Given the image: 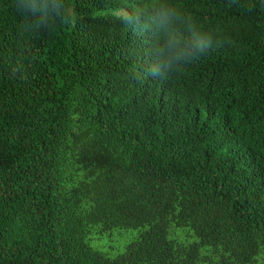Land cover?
I'll return each instance as SVG.
<instances>
[{
    "label": "trees",
    "instance_id": "16d2710c",
    "mask_svg": "<svg viewBox=\"0 0 264 264\" xmlns=\"http://www.w3.org/2000/svg\"><path fill=\"white\" fill-rule=\"evenodd\" d=\"M173 2L220 43L138 83L152 37L112 10L153 0L40 33L0 0V264H264V0Z\"/></svg>",
    "mask_w": 264,
    "mask_h": 264
},
{
    "label": "clouds",
    "instance_id": "9594fccd",
    "mask_svg": "<svg viewBox=\"0 0 264 264\" xmlns=\"http://www.w3.org/2000/svg\"><path fill=\"white\" fill-rule=\"evenodd\" d=\"M235 2L229 0L230 5ZM14 6L25 18L22 30L29 33L55 32L80 19L72 0H14ZM112 14L134 35L152 37L149 61L132 73L138 83L148 78L166 81L220 43L213 31L182 12L173 0H153L148 10L113 9Z\"/></svg>",
    "mask_w": 264,
    "mask_h": 264
},
{
    "label": "rangeland",
    "instance_id": "374dc122",
    "mask_svg": "<svg viewBox=\"0 0 264 264\" xmlns=\"http://www.w3.org/2000/svg\"><path fill=\"white\" fill-rule=\"evenodd\" d=\"M135 232L134 229H118L112 228L109 231L104 232L97 240L99 249L102 250H116L121 247L125 240H127L131 234Z\"/></svg>",
    "mask_w": 264,
    "mask_h": 264
}]
</instances>
